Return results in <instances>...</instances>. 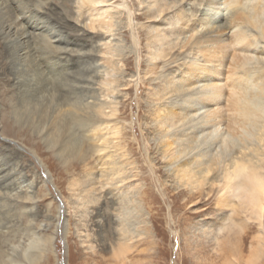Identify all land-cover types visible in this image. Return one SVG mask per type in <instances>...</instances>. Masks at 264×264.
Segmentation results:
<instances>
[{
	"label": "rangeland",
	"instance_id": "1",
	"mask_svg": "<svg viewBox=\"0 0 264 264\" xmlns=\"http://www.w3.org/2000/svg\"><path fill=\"white\" fill-rule=\"evenodd\" d=\"M122 1L131 8V24L126 11L112 9ZM76 2L24 0L23 3L25 10L32 11L31 19L42 23L43 29L36 30L40 32L36 39L38 46L48 37L47 32L55 30L64 41L58 45L66 47L68 56L62 60L64 66L58 70L62 72L54 80L48 79L44 71L42 74L30 56L21 60L22 65L11 68L12 56L0 34V254L3 260H11L9 264H225L231 253L228 264H243L252 238L262 232L257 222L247 221L241 232L236 229L237 234L230 233L234 245L223 240L224 233H219V228L230 220L238 222L249 217L240 207L239 198L231 192L221 195L215 184L210 185L215 171L198 191L181 182L186 177L190 179L188 170L174 171L184 160L191 161L197 152L208 147L204 134L199 133L192 143H180L178 137V131L196 123L203 110L190 112L175 123L169 118L161 125L159 120L167 112L164 104L172 102L177 106L185 100H180L177 93L164 96L157 91H164V79L148 84L145 77L149 62L146 30L155 25L164 32L175 24L176 15L170 13L166 25L152 24L137 0H110L111 33L89 32L83 26L88 18H79ZM198 2L191 0L187 5L188 24L198 17L201 1ZM17 15L9 10L3 14L0 31L10 22H17ZM196 24L195 32L200 29ZM167 35L170 46L182 41L170 37L171 32ZM183 51L175 46L165 51L162 60L168 61L173 54L180 57ZM101 62L109 67L112 77L96 68ZM175 64L162 69V73L171 70L167 76L175 72V78L178 73ZM157 70L155 76L160 74V68ZM39 72L47 79L46 92L51 93L55 104L60 105L65 90L71 91L69 95L76 100H86L88 86L103 101L112 102L110 106L117 109L121 128L118 136L108 133L106 128L88 131L87 139L77 132L80 136L77 147L57 155L55 147L47 148L40 137L26 128L18 137L4 134L6 125L2 115L10 113L18 95L17 85L22 79L35 78ZM104 111L111 113L110 107ZM110 118L104 115L97 121H110ZM14 129L10 131L12 134ZM252 132L251 139H255L257 130ZM237 136L233 135L235 138L229 141L233 144L229 155H236L241 145ZM168 145L170 156L165 157L162 149ZM17 179L21 181L19 184ZM261 197L264 230V190ZM37 238H46L44 244L39 240V248L35 246ZM121 244L127 245L123 254L118 253ZM37 251L42 252L39 257ZM258 264H264V254Z\"/></svg>",
	"mask_w": 264,
	"mask_h": 264
},
{
	"label": "bare ground",
	"instance_id": "2",
	"mask_svg": "<svg viewBox=\"0 0 264 264\" xmlns=\"http://www.w3.org/2000/svg\"><path fill=\"white\" fill-rule=\"evenodd\" d=\"M137 1L152 24L166 25L170 13L176 15L175 24L164 32L155 25L146 30L149 62L145 77L148 84H152L156 79L161 82L164 79V91H157L164 96L171 92L175 93L174 95L179 94L177 96H180V100H185L184 104L177 103V106L172 102L169 105L163 103L167 112L159 123L166 124L169 118L175 123L178 118L185 119L190 112L203 110L196 123L188 124V127H182L183 129L178 131V137L182 141L180 143H192L201 133L208 138V147L197 152L191 161L184 160L174 171L184 173L188 170L190 179L186 177L181 182L185 186L188 185L190 190L197 191L209 182L208 177L215 171L210 185L215 184L221 195L226 192L233 193L239 198L240 207L249 213V217L238 222L230 220L226 226L219 228V233L223 231V240L234 245L229 234H237L236 229L241 232L245 229L247 221H256L258 229L262 232L252 238L243 264H258L264 254V230L261 226V195L264 190V0H197L201 1V4L198 2L201 9L191 24L187 23V10L191 0ZM23 3L24 0H0V18L8 10L18 14L17 22H10L0 31L12 56L10 67L21 64V60L30 56L34 66L40 69L42 74L45 72L48 79L50 77L54 80L58 73L62 72L58 71L64 66L62 60L68 56L66 47L58 45L64 41L55 30L47 32L48 37L44 38L42 46H38L36 39L39 38L40 32L36 30L43 29L42 23L38 19H31L32 11L25 10ZM76 3L79 18H88L83 25L85 31L111 33L113 22L110 20L113 16L109 12V6L113 4L110 0H77ZM114 8L117 12L120 9L126 11L129 23L131 18L133 19L131 8L124 1L115 4L112 9ZM162 14L164 15L161 17ZM195 23L200 27L196 32ZM168 32H171L170 37L182 38V41L170 46ZM175 46L177 50L183 49L184 54L180 57L173 54L168 61L163 62L165 51ZM51 56L61 61L56 62ZM176 62L178 73L175 78V72L172 76H167L172 73L171 70L166 74L162 73V69L174 66ZM104 64L97 63L95 67L103 69V75L112 77L109 67ZM159 68L160 74L155 76V70ZM41 72L36 74L35 78L22 79L17 85L16 101L13 102L10 113L2 115L6 125L3 128L4 134L18 137L22 129L26 128L40 137L47 148L55 147L57 155L77 147L80 137L77 132H81L87 139L88 131L97 132L106 128L109 129L108 133L118 136L121 128L118 127L117 109L110 106L112 102L103 101L95 95L94 88L88 86L86 100H76L69 95L71 91L66 93L65 90L60 105L55 104L51 93L46 92L49 83L42 77ZM110 79L112 82L113 79L108 80ZM108 80L106 84L110 83ZM135 85L137 86V83ZM105 107H110L111 113L105 112ZM149 114H152L150 110ZM104 115L111 117L110 121H97V118ZM12 129L15 134L10 132ZM254 129L257 130V135L255 139H251ZM233 135H238L236 138H240L241 145H238L236 155H229L233 145L229 141L235 138ZM94 136L96 137L95 133ZM169 150V145L162 149L163 154L166 152L165 157L170 156L167 152ZM0 185L2 186L1 182ZM40 239L37 238L38 244L33 243L38 248L41 246L40 241H43V244L46 242V238ZM126 249L127 245L121 244L118 253L123 254ZM236 250L241 254L238 246ZM41 253L37 251V257ZM1 255L0 264L4 261ZM232 255L229 253L225 264L231 261ZM26 257L33 260V257Z\"/></svg>",
	"mask_w": 264,
	"mask_h": 264
}]
</instances>
